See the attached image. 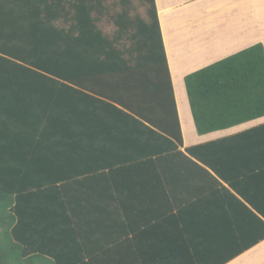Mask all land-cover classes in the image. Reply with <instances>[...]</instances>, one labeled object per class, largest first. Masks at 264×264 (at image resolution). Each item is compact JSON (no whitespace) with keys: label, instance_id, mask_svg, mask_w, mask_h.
Returning a JSON list of instances; mask_svg holds the SVG:
<instances>
[{"label":"trees","instance_id":"trees-1","mask_svg":"<svg viewBox=\"0 0 264 264\" xmlns=\"http://www.w3.org/2000/svg\"><path fill=\"white\" fill-rule=\"evenodd\" d=\"M106 1L0 0V264L48 263L36 251L54 232L50 220L66 214L56 185L139 162L111 161L97 140L108 149L119 137L159 139L157 155L183 145L155 0H138L145 17L133 15V0L114 13ZM107 16L114 31L100 27ZM185 85L199 135L262 118L264 47ZM187 151L241 152L249 168L257 155L264 168V124ZM54 163L70 174H46Z\"/></svg>","mask_w":264,"mask_h":264},{"label":"crops","instance_id":"crops-1","mask_svg":"<svg viewBox=\"0 0 264 264\" xmlns=\"http://www.w3.org/2000/svg\"><path fill=\"white\" fill-rule=\"evenodd\" d=\"M155 4L183 145L157 155L166 146L159 139L119 137L108 149L107 140H97L111 161L139 162L56 185L66 214L50 220L54 232L47 233L44 251H36L45 264H264L263 157L256 155V168H249L241 152L187 151L263 125L264 117L199 135L185 85L188 75L264 47V0ZM50 167L46 174H70Z\"/></svg>","mask_w":264,"mask_h":264},{"label":"rangeland","instance_id":"rangeland-1","mask_svg":"<svg viewBox=\"0 0 264 264\" xmlns=\"http://www.w3.org/2000/svg\"><path fill=\"white\" fill-rule=\"evenodd\" d=\"M105 7L113 13L115 12V10L119 11L122 9L119 0H107L105 2ZM131 7L133 10V15H138L141 17L146 16L145 8L140 4L138 0H133V2H131ZM100 27H102L106 32H111L115 29L108 16L105 17L102 22H100Z\"/></svg>","mask_w":264,"mask_h":264}]
</instances>
